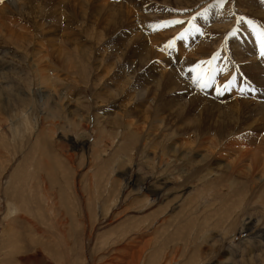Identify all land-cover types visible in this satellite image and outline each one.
I'll use <instances>...</instances> for the list:
<instances>
[{"label": "rangeland", "instance_id": "obj_1", "mask_svg": "<svg viewBox=\"0 0 264 264\" xmlns=\"http://www.w3.org/2000/svg\"><path fill=\"white\" fill-rule=\"evenodd\" d=\"M188 1L12 0L25 20L0 2V264H264V24L248 12L264 0ZM224 8L236 25L223 40L261 66L259 86L230 50L218 59ZM30 23L56 92L16 41ZM135 28L159 44L143 68ZM171 58L196 91L164 88Z\"/></svg>", "mask_w": 264, "mask_h": 264}, {"label": "bare ground", "instance_id": "obj_2", "mask_svg": "<svg viewBox=\"0 0 264 264\" xmlns=\"http://www.w3.org/2000/svg\"><path fill=\"white\" fill-rule=\"evenodd\" d=\"M12 0H6V2H4L5 3V5H4V3L2 4V5H4L5 7L3 8V10H2V12L3 13H6L7 11H6V9H9L8 11H9V13L8 14H11V15H13V16H19L20 18H24V20H25V18L27 17V15H26V10H25V8L24 9H22V8H14L11 4H10V2H11ZM185 0H176V3L178 4V6H183V5H185L186 3L184 2ZM202 1H204L205 2V0H193V1H191V2H187V3H189L190 5H197V4H199L200 2H202ZM28 2V1H27ZM107 2V1H106ZM111 3V2H110ZM120 3V2H119ZM109 4V3H108ZM112 4V3H111ZM134 5H136V6H139L138 5V3H136V2H132V4H131V6H134ZM143 5H145V4H143ZM187 5V4H186ZM190 5H188V6H190ZM12 8H11V7ZM27 6H28V4H27ZM112 6V5H111ZM18 7V6H17ZM114 7H116L115 5H114ZM188 8V7H187ZM26 9H27V7H26ZM222 15H221V17H220V21L219 22H222V23H217L218 25H221V27H214L213 26V31L215 32V31H218V29H223V31L227 34H225V33H223V38H221V40L223 41V44H224V42L226 43V45L228 46V49L227 48H225V52L224 53H221V55H220V57H218V59H220V60H222V61H224V59L226 60V62L229 64V59H230V54H228V56H225V53H228V51L227 50H230L231 51V53H232V56L234 57V59H236V62L238 61L239 63H241V65H242V69H245V72H249V74H250V77L254 80V82H255V84L256 85H258L259 86V81L257 80L258 78H256V75H254L255 74V71H257L258 69H260L261 68V66L260 65H256V66H254L253 67V62L255 61V59L254 60H252V59H250L249 58V56H248V53H243V52H239V51H236L235 49H233V47H230V49H229V41L228 40H226L225 39V41L223 40L225 37H228L229 36V29L230 28H234V24H235V20H234V18H235V14H232L231 12H228L227 11V8H224V9H222ZM252 11V14H254V15H257V14H259L261 17H255V19L257 18L258 20H260V22H262L263 24H264V14L263 13H261L260 11H258V10H256V9H254V8H249L248 9V12H251ZM20 15H19V14ZM25 13V14H24ZM130 13V12H129ZM128 12H127V14H128V17L126 18V23L124 24V26L125 27H120V26H118V28L120 29V30H125L126 29V27L128 28V27H130L132 24H130V21H131V19H130V17H129V14ZM178 14V13H177ZM230 15V16H229ZM7 16V15H6ZM138 16V15H137ZM141 18H142V21L140 22L142 25H143V22H146L147 20H148V17L147 16H145V15H142L141 16ZM253 18V17H252ZM19 19V18H18ZM150 19V18H149ZM217 19H219V18H217ZM151 20V23L153 24V25H157L158 24V22L156 23V22H154V21H152V19H150ZM203 20L204 19H200V22L202 23L203 22ZM137 21V20H136ZM198 22V21H197ZM0 25H2V24H0ZM140 25V24H139ZM216 25V24H215ZM236 25V24H235ZM25 26V25H24ZM24 26H22L21 25V29L23 28L24 29ZM135 27H138V25L136 24V25H134ZM179 27V26H178ZM181 27V26H180ZM25 28H26V26H25ZM1 29V28H0ZM27 29V28H26ZM32 29V31H30ZM136 30L134 31V36H132L133 38H131V43H129V47H130V53H132V55L135 57V58H140V61H142V62H144V64L142 65V68L144 67V65L146 66L149 62L151 63V60L153 59L152 57L154 56V58L156 57V56H158V55H160L158 52V50H160V49H158L159 48V44L157 43H153V44H151V46L150 47H148V46H146L144 43H143V40L145 39L146 40V38H147V36H145L143 33H141L140 31L141 30H138V28H135ZM239 29L240 30H242L243 32L245 31V26H244V24H241V27H239ZM27 30H29L30 31V35H28L29 33H27V36H26V34H24L23 35V37H20L19 38V40H16L17 41V43H19L20 44V46L21 47H25L26 46V51H28L27 50V47H33L34 48V52H33V54L31 55V60H30V62L31 63H29L28 64V67H30V70H32L31 68H33L35 71H33L34 72V74H35V82H36V84L37 85H43V86H46V87H50V89H48V90H55V92H56V87H55V82L53 81V79H51V77L49 78L47 75H46V73L47 72H49V71H47V69L46 68H44L45 67V65L44 64H47V63H49V56L43 51V49H42V45H37V40H36V37H35V30L37 31V28L33 25V23H30L29 24V28L27 29ZM184 31V30H183ZM24 33V32H23ZM211 33V32H210ZM8 34V33H7ZM31 34H32V36H31ZM4 35V34H3ZM216 35H220V34H218V33H216ZM7 36V35H6ZM37 36V35H36ZM154 36H151V38H153ZM235 37V35H232V38H234ZM255 37L257 38V35H256V33H255V35H254V39H255ZM8 38V37H7ZM157 38V37H156ZM155 38V39H156ZM149 39V38H148ZM158 39V38H157ZM10 40H12L11 38H10ZM191 42V41H190ZM163 43H165V44H163ZM242 43V42H241ZM155 44V45H154ZM219 44V43H218ZM162 45H166V47H165V49H162V52L163 53H167V52H169L170 54H171V56L173 57H175V61H176V64L177 63H180L182 66H181V69H183V70H187V64L189 63H195V62H192V61H189V60H186V59H184V60H182V61H180L179 60V55L176 53V51L172 48V49H169L168 47H169V43L167 42V41H165V42H162ZM201 45V44H200ZM259 45H260V47L258 48V51H259V53H257L258 55H259V58L261 59V60H263L264 61V56H262L261 55V44H260V42H259ZM161 46V45H160ZM171 46V45H170ZM202 46V45H201ZM223 46V45H222ZM17 47V46H16ZM226 47V46H225ZM201 49V48H200ZM169 50V51H168ZM247 50H248V52H249V54H252V52H253V50H252V48L250 47V45H249V47L247 48ZM199 51H202V49L201 50H199ZM29 52V51H28ZM27 52V53H28ZM198 52V51H197ZM204 52V51H203ZM199 53V52H198ZM155 54H156V56H155ZM29 55V54H28ZM178 55V56H177ZM127 56H129V55H127ZM133 56H131V57H133ZM210 56V54H207V53H202L199 57H201L202 58V60L205 62V64L211 59V57H209ZM158 57H160V56H158ZM163 57H164V54H163ZM128 57H125V59H127ZM130 58V57H129ZM30 59V58H29ZM167 60V59H166ZM201 60V62H203ZM212 60V59H211ZM257 60V59H256ZM180 61V62H179ZM200 61V60H199ZM256 63H258V62H256ZM175 64V65H176ZM188 64V65H189ZM190 64V65H191ZM202 64V63H201ZM205 64H203V65H205ZM248 64V65H247ZM173 65V59L171 58V61L170 62H167L165 65H163V70L164 71H166V72H164V73H162V78H163V80H162V85L164 86V88H169L170 86H172V85H174V90L176 89L177 90V93H179V92H181V91H183V90H192L193 89V87H191L190 86V84H188L185 80H184V78H181L180 77V75L182 76V74H178V72H180L181 73V71H176V69H175V67L174 66H172ZM189 65V66H190ZM199 65V64H198ZM202 65H200V67H201ZM236 65H232V67H229V65H228V67H229V69H231V70H236V67H235ZM167 67H169L168 69H167ZM186 67V68H185ZM203 67H206V66H203ZM263 67V66H262ZM178 68V67H177ZM189 68H191V66L189 67ZM209 68H211V70H214L213 69V66L211 65V62H209V66H207V68L205 69L206 71H205V76H204V78L202 79V81L203 80H208V74H209V72H208V70H209ZM181 69H179V70H181ZM193 70V69H192ZM196 70V69H195ZM202 70H203V68H202ZM231 70H228V72L230 73V71ZM255 70V71H254ZM194 71V70H193ZM252 71H254L253 73H252ZM190 72V71H189ZM215 73H214V75L215 74H217V72L216 71H214ZM50 74V73H49ZM190 75V74H189ZM213 75V76H214ZM259 75V74H258ZM196 76V75H195ZM194 78V77H193ZM197 78V77H196ZM227 81V76L226 75H224L223 76V78H222V80L221 81ZM192 81V80H191ZM264 81V80H263ZM189 83H190V81H189ZM202 83V82H201ZM140 81L139 80H137L135 83H134V85H136V86H140ZM203 84V83H202ZM221 84L222 83H219L218 82V84L216 85V86H218L217 87V90H218V92H215L216 93V95H217V98L218 99H220V100H223V96H222V94L224 95V92L226 91V90H223L222 88H220V86H221ZM166 85H168V87H166ZM231 85V84H230ZM262 85V84H261ZM208 86V85H207ZM194 90V89H193ZM209 89L207 88L206 89V93H209V91H208ZM221 90V92H219ZM194 91H196V90H194ZM208 91V92H207ZM204 92H205V89H204ZM196 93V92H195ZM200 93V92H199ZM199 95H201V94H199ZM197 96V95H196ZM195 96V97H196ZM44 97V96H43ZM198 97V96H197ZM215 97V96H214ZM199 98V97H198ZM238 98V97H237ZM203 99H204V97H203ZM207 99V98H206ZM195 100V98H193L192 99V101H194ZM200 100H202V99H200L199 98V100H197V101H200ZM205 100V99H204ZM207 101H208V99H207ZM209 101H211V100H209ZM195 104V103H194ZM198 104V103H197ZM260 111V110H259ZM135 125V124H134ZM41 137V136H40ZM163 153V152H162ZM162 155V157L163 156H166V154H161ZM168 157V156H167ZM264 173V172H263ZM8 206V205H7ZM10 209H11V207H10ZM246 226V225H245Z\"/></svg>", "mask_w": 264, "mask_h": 264}, {"label": "snow or ice", "instance_id": "obj_3", "mask_svg": "<svg viewBox=\"0 0 264 264\" xmlns=\"http://www.w3.org/2000/svg\"><path fill=\"white\" fill-rule=\"evenodd\" d=\"M0 2H2V0H0ZM221 4H223V0H221ZM175 23H180V22L176 21ZM248 23L249 25H252V21H248ZM257 39L261 44V55L264 56V30H261L257 33Z\"/></svg>", "mask_w": 264, "mask_h": 264}]
</instances>
